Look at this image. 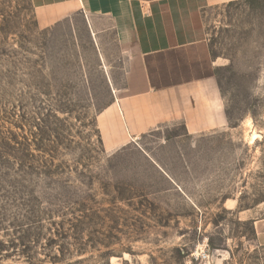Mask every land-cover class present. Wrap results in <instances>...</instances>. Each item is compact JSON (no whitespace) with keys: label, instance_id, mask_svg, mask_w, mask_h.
Masks as SVG:
<instances>
[{"label":"rangeland","instance_id":"1","mask_svg":"<svg viewBox=\"0 0 264 264\" xmlns=\"http://www.w3.org/2000/svg\"><path fill=\"white\" fill-rule=\"evenodd\" d=\"M203 20L228 129L195 149L144 139L183 194L133 145L102 148L112 93L84 30L0 0V264H264L238 216L264 200V0Z\"/></svg>","mask_w":264,"mask_h":264},{"label":"crops","instance_id":"2","mask_svg":"<svg viewBox=\"0 0 264 264\" xmlns=\"http://www.w3.org/2000/svg\"><path fill=\"white\" fill-rule=\"evenodd\" d=\"M40 27H81L98 58L112 99L97 115L107 152L133 145L181 193L185 189L144 148L156 131L163 142H188L228 129L203 13L236 0H29ZM78 19V23H77ZM180 127L181 133H171ZM179 158L187 165L185 153ZM233 206L238 200H231ZM249 215V217H247ZM238 216L250 218L253 244L264 251V200ZM261 258H264L261 256Z\"/></svg>","mask_w":264,"mask_h":264},{"label":"built area","instance_id":"3","mask_svg":"<svg viewBox=\"0 0 264 264\" xmlns=\"http://www.w3.org/2000/svg\"><path fill=\"white\" fill-rule=\"evenodd\" d=\"M202 257H204V258H205V257H207V255H205V254H204V255H202Z\"/></svg>","mask_w":264,"mask_h":264}]
</instances>
